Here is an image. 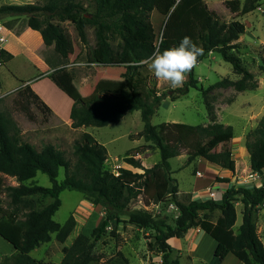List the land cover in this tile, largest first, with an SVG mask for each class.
Instances as JSON below:
<instances>
[{"label": "trees", "instance_id": "1", "mask_svg": "<svg viewBox=\"0 0 264 264\" xmlns=\"http://www.w3.org/2000/svg\"><path fill=\"white\" fill-rule=\"evenodd\" d=\"M96 13L82 14L77 20L76 30L81 42L86 45L88 36L86 28L95 27L96 45L93 49L95 63L106 67H125L122 74L127 88L101 91L94 99L86 101L78 92L70 96L73 106L70 113L72 127H105L120 122L126 113L140 110L144 122V130L139 137H144L153 143V147L160 150L161 162L155 167L145 169L130 150L124 161L135 168L145 169L144 174L133 173L120 167L119 175L106 167L108 151L91 134L84 133L73 144V155L76 161L68 159L65 152L54 144H45L41 150L22 137V131L10 115L0 110V194L7 193L10 198L8 208L0 206V235L12 243L16 252L3 258L1 264H42L31 256V253L49 243L56 234V240L65 243L70 237L77 222L71 215L64 224L58 223L54 216L62 206L61 194L66 191L83 193L87 200L96 205H103L106 218L96 227L91 236L79 235L72 246L66 250L60 264H91L94 259L93 251L112 222L120 221L127 216L129 222L140 228H151L156 225L154 217L141 210H129L133 199L138 198L146 184L147 176L158 186L161 192L167 190L171 196L179 194L176 180L170 176L172 172L170 160L181 155L186 150L192 163L197 158H203L209 163L220 166L224 172L235 174L237 162L235 153L223 151L215 153L214 149L220 144L223 136L233 134L232 126L213 124L210 126L189 125L184 123H163L158 126L152 124L162 102L169 95L159 94L154 79L144 76L148 58L155 51L179 46L185 36L194 31L196 44L203 49V55L198 58L196 66L208 54L218 52L223 59L232 65L234 72L241 78L234 83L237 90L254 91L259 82L252 72L243 65L241 58L234 53L239 49L236 43L240 36L246 33V25L242 21L234 20L230 23L222 22L219 15L209 12L207 16L200 12L197 5L189 0H94ZM264 0H226V7L240 15L249 14L261 7ZM76 6L68 2L62 14L58 13L61 21L74 16ZM157 11L168 17L172 13L174 22L167 19L161 36L156 35L152 22V14ZM54 13V7H41L36 4L5 5L0 8V15L14 14L26 16L27 20L16 34L23 41L30 34L37 37V33L25 32L27 28L39 31L46 49L55 52L54 58L45 57V61L58 74L70 65V41L65 30L52 21L38 18L39 14ZM171 17V16H170ZM15 21L5 26L12 30ZM207 33H204V30ZM4 31V28H2ZM38 38V37H37ZM118 38L117 46L112 40ZM7 64L14 59V55L2 50ZM195 66V67H196ZM195 67L188 73L189 79L177 91L187 95L190 89H198L195 77ZM264 70V66L262 67ZM105 75L107 70L105 68ZM51 77V75L49 76ZM101 85V84H100ZM28 102L34 103L46 116L53 112L52 108L27 84L19 90ZM94 94V93H93ZM82 99H78V97ZM26 113L31 119L33 114L28 108ZM246 149L250 154L251 169L254 173L264 174V116L258 126L248 133ZM65 169V177L59 182L60 169ZM38 173L47 175L52 187H42L35 181ZM5 176L16 178L19 185L7 186ZM134 181H129V179ZM142 179L144 181L142 182ZM219 182L229 183L228 178H217ZM139 181L141 183H139ZM138 182V185H137ZM172 183V185H171ZM168 185V187H167ZM50 198L47 205L38 203L35 197ZM243 204V223L236 233L235 226L238 219L236 203ZM264 204V178L261 186L246 184L230 186L222 195L221 200H194L184 204L178 200L174 205L178 216L174 226L163 223L150 249L162 254V264H170L169 258L173 247L171 239L183 238L191 229L198 228L217 241L215 257L224 261L231 253L238 260V264H264V243L258 233L257 210ZM221 211L216 222L210 219L211 213ZM201 213H204L201 216ZM114 236L116 232L113 231ZM175 264H179L175 261Z\"/></svg>", "mask_w": 264, "mask_h": 264}, {"label": "rangeland", "instance_id": "2", "mask_svg": "<svg viewBox=\"0 0 264 264\" xmlns=\"http://www.w3.org/2000/svg\"><path fill=\"white\" fill-rule=\"evenodd\" d=\"M189 1L196 4L200 12H204L206 16L209 12H215L222 22L230 23L239 20L245 23L246 33L236 41L239 49L234 50V53L241 58L246 69L254 74L259 87L254 91L237 90L234 83L241 76L234 72L232 65L227 63L218 52L208 54L195 67V77L199 82V88L190 89L187 95L182 96L177 91L179 88H172L167 83L158 80L146 64L142 71L144 76L155 80L159 94L169 95L153 116L152 124L158 126L163 123H184L207 127L220 123L226 127L232 126L233 134L223 136L219 146L215 149L217 152L230 150L235 153L237 172L227 174L231 180L230 186L246 184L261 186L264 174L253 178L246 140L248 133L258 126L264 116V70L262 69L264 66V4L262 3L261 7L249 14L240 15L232 13L226 7V0ZM68 2L76 6L74 16L61 21L57 14L64 12ZM27 4L54 7L52 16L44 13L39 14L38 18L40 21L48 20L64 27L62 28L70 41V65L66 70L54 74V69L45 61V57L54 58L56 57L55 52L47 51L45 45H40L33 36L22 41L16 34V30L20 29L27 20L26 16L0 15V28H4V31L0 32V37L8 40L2 45L3 47L0 45V110L10 115L18 124L23 139L35 145L38 150H41L45 144H54L65 152L68 159L76 161L73 155V144L84 133H89L106 147L108 151L106 167L117 175L119 167L129 169L133 173L144 174L145 169L159 164L162 159L160 150L153 147L152 142L138 136L144 130L140 110L126 113L120 122L101 128L74 129L72 122L69 121L70 115L67 114L69 97L74 93L78 92L84 97L83 100L89 101L105 89L127 88L122 78V74L126 71L125 67H106L94 62L92 53L96 45L95 27L86 28L88 36L86 45L81 42L76 30L77 20L82 14L91 16L96 13L94 0H0V8L5 5ZM172 16H174L172 13L168 18L159 15L156 11L153 12L152 22L158 37L161 36L167 19L171 18L174 22ZM13 21H15L14 28L10 30L5 24ZM204 33L207 32L204 30ZM196 35L195 31L189 34L195 43H197ZM118 42V38L112 40L114 46H117ZM5 46L12 52H9ZM2 50L13 54V61L5 64L3 61L6 55L1 56ZM44 63L48 67L47 70L44 68ZM105 68L107 75H105ZM29 82L33 90L52 108L51 114L45 116L34 103L30 104L23 95L19 94V90L25 88ZM24 107L31 111L34 119L28 116ZM133 149L135 158L142 163L145 169L135 168L124 161L126 154ZM188 158L187 151L183 150L180 156L170 160L172 168L170 176L176 180L175 184L179 189L177 196H171L167 190L161 192L162 187L155 184L151 176L146 175L149 183L146 184L142 194L133 199L129 205V210L149 212L154 217L156 225L151 228H140L130 223L127 216H122L120 221L110 224L106 233L96 243L91 264H162V254L152 251L149 246L150 243L155 242L159 231L157 225L161 228H163V223L174 226L177 219L174 201L189 204L194 200H204L205 197L201 194L207 190L204 187L208 186L209 182L212 186H209L207 190V192L210 191V196L207 197L208 199L215 198L211 196L214 189L212 187L219 182L217 178H223L221 175L224 174V172H215V168L209 166V162L203 158H197L192 163L188 162ZM4 177L7 186L19 185L16 178L5 175ZM64 177L65 169L61 168L58 181H63ZM35 181L42 187H52L49 177L43 173H38ZM129 181H134V179H129ZM195 189H198L197 192ZM35 199L43 206L52 201L50 198L39 196ZM61 200L63 205L57 212L58 223L66 219L63 221L65 223L73 215L77 225L65 243L58 242L56 234L52 236L53 244L49 246L47 254H43L44 259L40 260L42 264H60L66 250L72 246L76 238L81 234L91 236L94 229L106 218L104 206L87 200L81 192L66 190L61 194ZM9 205L10 198L7 193L0 194V206L8 208ZM236 207L238 219L235 231L238 233L243 223L241 200L236 203ZM220 214L219 211H215L211 213L210 219L215 221ZM203 215L204 213H201V216ZM256 220L259 236L264 243V204L258 208ZM198 230V228L191 229L183 238L170 241L173 247L169 258L170 264H175V261L179 264L239 263V260L231 253L224 261L216 258L215 245L208 241L207 234L203 232H201L203 236L197 238L198 249L195 253L193 241ZM113 231L116 232V236Z\"/></svg>", "mask_w": 264, "mask_h": 264}, {"label": "clouds", "instance_id": "3", "mask_svg": "<svg viewBox=\"0 0 264 264\" xmlns=\"http://www.w3.org/2000/svg\"><path fill=\"white\" fill-rule=\"evenodd\" d=\"M203 55L200 48L189 36L183 37L179 46L155 51L148 58L147 66L154 76L172 88H180Z\"/></svg>", "mask_w": 264, "mask_h": 264}, {"label": "crops", "instance_id": "4", "mask_svg": "<svg viewBox=\"0 0 264 264\" xmlns=\"http://www.w3.org/2000/svg\"><path fill=\"white\" fill-rule=\"evenodd\" d=\"M157 12V11H156ZM160 15V14H159ZM62 23V22H61ZM61 25H63V24H61ZM63 27V26H62ZM64 28V27H63ZM28 31H30V33H32V32H34V33H37L38 35H37V37L36 36H34L35 37V39L39 42V44L40 45H43L44 44V40H43V38H42V35H41V33L39 32V31H36V30H33L32 28H27L24 32H23V34L22 35H24L25 34V32H28ZM21 35V36H22ZM30 36H32V34H30L29 35V37ZM5 48L9 51V52H12V50L11 49H9L8 47H6L5 46ZM44 68H45V70H47L48 69V67H47V65L44 63ZM28 84H30V82L28 83ZM47 101V100H46ZM73 100L69 97V109L67 110V114L68 115H70V113H71V109H72V106H73ZM69 121L70 122H72V120L69 118ZM219 146V145H218ZM217 146V147H218ZM216 147V148H217ZM215 148V149H216ZM214 149V150H215ZM215 153H220V152H217L216 150L214 151ZM221 152H223V151H221ZM209 166H213V168H215V172H221V173H223L224 171H222V169H221V167L220 166H217V165H215V164H212V163H209ZM237 172V171H236ZM230 172H224V174H222L221 175V177H223V178H228L229 177V175H227V174H229ZM220 174V173H219ZM253 174H258V173H254L253 172ZM259 175V174H258ZM232 176V175H231ZM229 179V178H228ZM212 180V179H211ZM210 180V181H211ZM230 180V179H229ZM210 183L211 182H209V184H208V186H206V187H204V189H209L210 187L209 186H212V185H210ZM230 185H231V180H230V182L229 183H224V182H218V183H216L215 185H213V187L212 188H214L213 189V191H215L216 192V197L215 198H212V199H215V200H217V201H219V200H221V198H222V195H223V193L230 187ZM196 190H198V189H195V192H197ZM207 190L206 191H204L202 194H201V196L202 197H205L204 198V200L205 199H208V197L207 196H210V191H208L207 192ZM63 200V199H62ZM63 205V204H62ZM219 211V210H218ZM220 213H221V211H219ZM238 212V211H237ZM222 214V213H221ZM221 214H220V216H221ZM243 214V213H242ZM219 216V217H220ZM218 217V218H219ZM57 214H56V216H54V219L57 221ZM218 218L214 221V222H216L217 220H218ZM66 220V219H65ZM65 220H63V221H65ZM61 222L60 224H64V222ZM58 222V221H57ZM201 232H203L202 230H198V233L197 234H195V239H194V241H193V244H194V252L196 253V251H197V249H198V247H197V238L198 237H200L201 235H202V233ZM204 233V232H203ZM191 236V235H190ZM203 236V235H202ZM201 238V237H200ZM206 238L208 239V241H210V242H213L214 243V245H215V248H217V246H218V243H217V241L216 240H214L211 236H209L208 234L206 235ZM174 239H177V238H174ZM193 239V238H192ZM172 240V239H171ZM170 240V241H171ZM170 241H169V243H170ZM53 243H52V241L51 242H49V243H46V244H44L43 246H41L40 248H38V249H36V250H34L32 253H31V256L32 257H34L35 259H37V260H42V259H44V255L43 254H47V250H49V246H51ZM171 245V244H170ZM216 250V249H215ZM16 252V249H15V247H14V245L12 244V243H10L9 241H7L4 237H2L1 235H0V264L2 263V260H3V258L4 257H6V256H11V255H13L14 253Z\"/></svg>", "mask_w": 264, "mask_h": 264}, {"label": "built area", "instance_id": "5", "mask_svg": "<svg viewBox=\"0 0 264 264\" xmlns=\"http://www.w3.org/2000/svg\"><path fill=\"white\" fill-rule=\"evenodd\" d=\"M6 39H7V38H5V37H0V45H1V46L6 42ZM2 47H3V46H2ZM119 168H120V167H119ZM119 168H118V169H119ZM116 175H117V174H116ZM118 175H119V172H118ZM257 176H258V174H253V178H256ZM211 196L216 197V192H215V191H212ZM174 210H175L176 217H177V216H178V211H177L175 205H174Z\"/></svg>", "mask_w": 264, "mask_h": 264}, {"label": "bare ground", "instance_id": "6", "mask_svg": "<svg viewBox=\"0 0 264 264\" xmlns=\"http://www.w3.org/2000/svg\"><path fill=\"white\" fill-rule=\"evenodd\" d=\"M2 31V28H0V32ZM8 42V40L6 39V42L5 43H7Z\"/></svg>", "mask_w": 264, "mask_h": 264}]
</instances>
